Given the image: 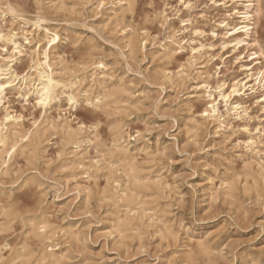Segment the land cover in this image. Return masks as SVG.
<instances>
[{
  "label": "rangeland",
  "instance_id": "374dc122",
  "mask_svg": "<svg viewBox=\"0 0 264 264\" xmlns=\"http://www.w3.org/2000/svg\"><path fill=\"white\" fill-rule=\"evenodd\" d=\"M120 1L129 2L131 8L120 12L116 19L113 11L119 10ZM186 1L192 5L189 10L179 6L180 0H0V34L14 36L19 45L17 50L15 45L0 39V67L5 71L1 78L9 80L8 73L13 71L22 77L32 71L36 51L43 46L51 48L52 43L49 45L43 39L38 44L41 30L32 22L35 16L43 14L47 25L61 35L57 48L51 50V56L57 61L60 58L66 67L58 75L67 82L78 83L75 92L79 95L77 105L69 106L67 95L59 92L57 99L44 109L35 95L26 93L25 85L11 86V92L5 88L0 94V134H5L2 123L7 114L17 120L9 127L10 134L15 129L39 130V141L34 148L20 149L7 165L0 159V264H36L34 257L12 263L10 260L23 247L33 249L42 245L31 235L28 222L25 226L20 220L11 226L4 225L1 213L9 207L17 208L26 217L44 215L52 222L53 242L47 240L45 245L59 244L58 252L65 257L62 264L84 261L156 264L169 250L171 237L177 234L182 242L198 245L195 234L188 235L182 227L183 218L176 217L183 196L179 188L191 168L198 171L193 179L199 175L205 177L200 187L205 189L210 202L234 206L249 219L251 209L264 202V179L254 162L264 161V111L256 99L236 96L233 102L244 101L248 116L221 129L211 122H200L199 128L194 129L189 112L190 105L194 111L205 104L204 99L192 98L206 78L203 73L210 74L211 86L215 87L219 81L231 85L245 77L240 66L248 63L250 52H245V58L239 61L230 48L222 47L224 28L220 23L228 19L229 9L211 0ZM261 1L264 7V0ZM7 5L14 9L13 13L5 12ZM172 7L183 9L180 21L174 20ZM165 12L169 15L168 24L163 22ZM183 28H187L180 32L184 49L171 60L162 59L157 46L172 30ZM196 31L200 35L194 34ZM256 32L264 46V8ZM187 41L194 48H203L195 58ZM97 61L106 65L100 69L102 73L93 64ZM24 62L27 67L21 72L17 65ZM9 67L12 70L8 72ZM93 74L105 75L111 90L123 85L127 89L124 100L113 103L109 98L108 104L96 107L93 100L97 90L86 100L84 91L91 85ZM64 122L74 128L79 123L87 127L78 136L80 145L50 126ZM118 127H123L125 144L130 149L138 148L135 154L141 168L139 175H161L167 185L165 189L154 185L137 188L145 204L140 207L139 215L129 221L127 229L117 225L118 217L123 218L126 213L116 200L119 185L125 184V179L120 178L121 164L110 168V161H114L110 151L118 137ZM246 140L258 142L255 146L256 152L260 150L258 156L256 152L246 151ZM99 157L105 166L100 164L99 171L86 174L92 158ZM176 159L183 160L184 167L183 173L174 179ZM247 167L255 171L254 178L246 175ZM221 215L222 212L213 209L203 222L215 223ZM103 223L111 226L104 228ZM258 227V221L250 222L244 231L251 233ZM69 228L76 231L77 238L68 239L70 236L65 231ZM223 231L226 229L222 227L211 235L219 236ZM261 238L259 233L235 237L223 249L212 251H223L230 260L229 249L238 252L249 246L252 258L264 264V250L250 246Z\"/></svg>",
  "mask_w": 264,
  "mask_h": 264
},
{
  "label": "bare ground",
  "instance_id": "6f19581e",
  "mask_svg": "<svg viewBox=\"0 0 264 264\" xmlns=\"http://www.w3.org/2000/svg\"><path fill=\"white\" fill-rule=\"evenodd\" d=\"M211 1L214 2V4L216 5H223L224 8L229 9L227 11L228 13L226 16L228 17V19L220 23L221 26L224 28V33H223L224 42L222 44V47L224 49L230 48L231 53H234L235 55L237 54L236 60L239 61H242L245 58L243 56L245 52L247 53L250 52L248 56L250 60L247 61L248 63H245L240 66L241 69L245 71V77L240 80L236 79L234 83L231 85L228 84L227 82L219 81L215 87L211 86V84L209 83V80L211 79L210 74L203 73L206 75V78H204L202 83L197 86L196 95H193L192 98H195V100L204 99L205 104L203 106L197 107L194 111H193L194 106L192 105L189 106V112L191 114L190 117L192 120L191 121L192 127L194 129L199 128L200 122H211L216 124L217 125L216 127L218 129H221L227 127L228 124L231 125L232 122L235 120L245 119V117L248 116L247 115L248 107L245 106L244 101L236 100V102H233L236 96H247V97L255 98L256 103L259 106H261L262 110L264 111V106H262L264 105V75H261L262 73H264V62H263L264 46L261 44L259 38H257L256 36L257 35L256 27L259 18L263 13V8H264L262 5V1L261 0H211ZM130 6L131 4L129 2L124 3L123 1H120L119 10L116 9L113 11L114 17L117 19L119 13L120 12L124 13L127 9L131 8ZM179 6L183 7L184 10H189L192 8L190 1H186V0H183V2H181L180 0ZM180 7L171 8L172 12L175 13L172 15L174 16V20L176 19L180 21L181 11H183V9H181ZM13 11L14 9L9 5H7V7L5 8V12L13 13ZM32 22L34 26L38 28V31L41 30V35L38 36V44H41L42 42L41 39H43L47 42V44L52 43V46L49 49L43 46L41 49L36 51L35 53L36 58L32 60L33 62V66L31 67L32 71L26 73L22 77L15 74L14 71L9 72L12 70V68L9 67L7 71L9 72L8 74L10 75L9 77L10 85L11 86L19 85L20 87L25 85L26 93L35 95L37 101L41 98V94H44V89L47 87L48 95H49L47 104L41 105L38 103V105L44 109L50 106L51 103L55 99H57L59 92H61L62 94H66L67 98L73 97L76 101L75 104H73V106L77 105L79 101V95L75 92V88L78 83L67 82L62 77H60L58 75L59 72L65 71L66 67L62 65L63 62L60 58H58L57 61L55 58L51 56V50L57 48V44L61 41V35L59 31L56 28H52L47 25L46 17L43 14H39L35 16ZM163 22L167 24L169 22V15L166 14V12L164 13ZM186 29L187 28H183L179 31L172 30V32H170V35L166 36L163 42H160V44L157 46L158 49L157 51L162 59L164 58L167 60H171L178 53V51L184 49V45H183L184 39L180 38V36L182 35V33L180 32L183 31L184 33ZM197 33L200 32L199 31L194 32V34ZM148 38L149 37L147 36V39ZM0 39L6 43H11L15 46L17 45V42L15 41L14 36L12 35L10 36V35L0 34ZM130 42L132 43L133 40H130ZM186 43H188V41ZM144 46H146V44H144ZM188 47H190L191 52H193L194 47H192L191 44H189ZM199 49L200 51L195 52V54H200L203 48H199ZM192 58H195V56L193 55ZM93 64L96 65V70H99L100 72H101L100 69L106 68L105 63L102 61L93 62ZM4 72L5 71L0 67V78L2 75H4L3 74ZM49 81H51L50 84ZM107 82L108 81L105 75L101 77V74H93L91 85L84 91L86 100H90L89 98L90 94H93V91L97 90L96 93L97 95L94 97L93 101L99 99L100 104L98 105L95 104L96 107H102L108 104L107 99L109 98L112 99L111 102L113 103H121L122 100H124L123 95H125L127 89L122 85V86H117L116 87L117 89L111 90L107 86ZM201 85H206V87H201ZM218 86H220V91H217ZM233 87L236 89V94H231V89ZM221 92H223L225 95L228 96L226 108L224 107L223 101L220 99ZM209 96H211L212 99H209ZM217 100L220 101L219 104L214 103V101ZM209 104L214 105L215 115L212 114V109L208 107ZM237 104L239 105V108L235 107V105ZM222 109H224V111ZM204 111L209 112V116L207 117L203 116L202 112ZM14 121L17 120L14 117L7 114L3 118V123H2V130L5 131V134L2 133L0 134V159L3 160V164L6 165L18 153L20 149L30 146L34 148L39 141L38 129H34V130L28 129L25 131L15 129L10 134L11 130L9 129V127L14 125L13 124ZM50 126L54 131H59V130L62 131L65 134V136L68 138V140L69 141L74 140L76 145H80L78 136L82 134L84 130L87 129V127L82 123H79L77 125V128L72 127V125L69 122H64L63 124H51ZM116 135L118 137L114 141L113 148L110 151V155H112L111 158L114 161H110L112 165H110V162L108 163V165H110L111 168L116 163L121 164L119 165L120 168L119 167L118 168L123 173V175L120 178L122 179L123 177L125 179V184L119 185L120 192H118V194L116 195L117 198L116 200L117 202L121 203L122 207L126 209V213L123 218L118 217L117 225L119 226V228L127 229L129 227V221L132 220L133 217L139 215L140 207L145 204V202L140 198L137 192V188L143 185H148V186L154 185L161 189H165L167 188V185L163 181L161 175L154 176V174L152 173L146 174L145 176L139 175V171L141 168L139 167L135 154L138 148L135 147L134 149H130L129 144H125L123 127L120 128L118 127V131ZM134 141H137V139L134 138ZM249 141H252V143L249 144ZM88 143H91V140H89ZM244 145L247 152L248 151L256 152L255 146L258 145V142L254 140H246L244 141ZM259 152L260 150L256 152L257 156ZM92 159L93 161H91V163L89 164L90 166L88 167V170L85 171L86 174H91L93 170L94 171L100 170L101 167L100 164L102 162L101 158L99 157L97 160H94V158ZM254 162L255 165L257 166L258 172H260L261 177L264 179V161L256 160ZM81 164H83L82 161ZM246 170H247L246 171L247 176H251L253 178L255 177L254 176L255 171L251 167H247ZM223 184L228 186V188L230 187V184L228 182H224ZM149 188L150 187H148V189ZM105 200H107V198ZM146 210L147 209H142L143 212H145ZM1 215H3L5 219V223H4L5 226H11L12 223L17 220H20L24 226L28 222L31 228L30 229L31 235L34 238H37L40 241L39 243L42 244L41 246H36L33 249L23 247L21 250H18L15 254V257L11 258L10 260L11 263L15 262L16 260H19L20 258L23 259L27 257H34L36 264H62V261L65 257L61 255L60 252H58L59 249L57 248L59 244L57 245L55 244L51 247L45 245V241L47 240L49 241L51 240V242H53L52 238L55 235V228L52 227L51 225L52 222H50L48 218H46L44 215H41V217H26L15 207H9V210L3 211ZM150 218H152V216ZM41 229H43V231H41ZM65 233L66 235L70 236L68 239H70L71 237L77 238L78 236L76 231H74L72 228L67 229ZM66 235L63 237H66ZM35 242H32V244H34ZM197 242H198L197 244L200 243L199 240Z\"/></svg>",
  "mask_w": 264,
  "mask_h": 264
},
{
  "label": "clouds",
  "instance_id": "9594fccd",
  "mask_svg": "<svg viewBox=\"0 0 264 264\" xmlns=\"http://www.w3.org/2000/svg\"><path fill=\"white\" fill-rule=\"evenodd\" d=\"M133 117L134 123L136 120L134 113ZM174 162L176 167L173 168L175 173L173 178L175 179L183 173L184 161L176 159ZM197 173V169L193 167L182 180L179 190L183 196L180 204L177 205L176 217L183 218L182 227L185 228L186 233L188 235L194 233L200 243L190 246L188 243L182 242L180 235L177 234L171 237L172 242L168 245L169 250L156 260V264H221L222 259L224 264H262L261 261L252 258L249 246L241 248L238 252L229 249L230 260L225 257L223 251L214 252L212 250L223 249L232 241V238L254 236L255 233H259L262 238L254 245H250L251 248L264 250V202H260L258 207L251 209L252 216L249 219L247 216L241 215L239 209L234 206H228L226 203L217 205L214 200L210 202L205 195V189L200 187L205 177L199 175L198 179H193ZM80 204L83 207L84 199L81 200ZM213 209L222 212L223 215L215 223H204L203 221L208 218ZM257 213L259 214L257 215ZM257 221L260 227L255 228L251 233L244 231L250 222L255 223ZM110 226L103 223L104 228ZM222 227L226 229L222 235H211ZM161 243L162 241L157 242V245ZM82 264H89V262L84 261Z\"/></svg>",
  "mask_w": 264,
  "mask_h": 264
},
{
  "label": "snow or ice",
  "instance_id": "6c2138e0",
  "mask_svg": "<svg viewBox=\"0 0 264 264\" xmlns=\"http://www.w3.org/2000/svg\"><path fill=\"white\" fill-rule=\"evenodd\" d=\"M181 2H183V0H181ZM185 23H187V21H185ZM197 35H200V33H197ZM213 35H214V33H213ZM15 47H16L17 50L19 49V45H16ZM5 51H7V49H5ZM29 51H31V50H29ZM198 51H200L199 48H193V55H195V52H198ZM45 55H46V53H45ZM25 67H27L26 62H24L21 65H17V68L21 72L24 71V68ZM261 75H264V73H262ZM50 83H51V81H49V84ZM201 87H206V85H201ZM5 88H8V90L10 92L13 91V89L11 88V85H10L8 79L0 78V93H4ZM217 91H220V86H218ZM231 94H236V89L234 87L231 89ZM48 99H49L48 88L46 87L44 89V94H41V98L37 101V103H39L41 105H46L47 102H48ZM53 99H54V97H53ZM209 99H212V97L209 96ZM220 99L223 101L224 107L226 108L227 107L228 96L225 95L223 92H221L220 93ZM75 102L76 101H75V99L73 97H68V104H69V106L75 104ZM94 103L96 105H98V104H100V100L97 99V100L94 101ZM214 103L215 104H219L220 101L217 100V101H214ZM262 106H264V105H262ZM208 107L212 109V114L215 115V107H214V105L213 104H209ZM235 107L236 108H239V105L237 104V105H235ZM202 115L205 116V117H207V116H209V112L204 111V112H202ZM257 131H259V129ZM137 135H139V133ZM251 143H252V141H249V144H251ZM41 231H43V229H41Z\"/></svg>",
  "mask_w": 264,
  "mask_h": 264
}]
</instances>
